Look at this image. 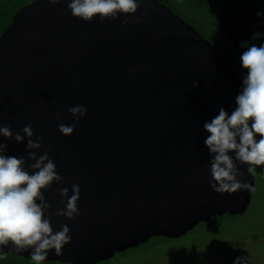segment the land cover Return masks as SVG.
<instances>
[{"label":"water","instance_id":"obj_1","mask_svg":"<svg viewBox=\"0 0 264 264\" xmlns=\"http://www.w3.org/2000/svg\"><path fill=\"white\" fill-rule=\"evenodd\" d=\"M68 3L35 0L0 36V127L24 135L31 125V139L43 138L39 149L28 148V137L0 136V144L30 174L29 152L47 153L61 177L37 203L47 205L54 231L69 227L71 240L42 263L99 264L153 238H183L214 217L242 216L255 194L251 166L234 159L248 187L220 194L204 145V123L220 107L230 113L240 90L227 59L158 0H138L135 13L103 23L74 18ZM75 106L87 110L79 122ZM61 123L74 125L72 134ZM73 185L78 214L69 218L59 213ZM33 250L0 245L26 260Z\"/></svg>","mask_w":264,"mask_h":264},{"label":"clouds","instance_id":"obj_2","mask_svg":"<svg viewBox=\"0 0 264 264\" xmlns=\"http://www.w3.org/2000/svg\"><path fill=\"white\" fill-rule=\"evenodd\" d=\"M59 4L61 0H49ZM68 9L74 18L91 23L98 18L101 23L118 18V14H132L138 10V0H69ZM257 18L264 17V12H257ZM252 41H261L256 44ZM239 55V66L244 70L241 86L235 96V107L229 113L220 107L218 114L203 125L208 135L204 145L210 156V184L214 191L224 194L236 193L247 188L237 179L234 159L248 165H264V32H254L250 39L242 40ZM199 83L194 82L193 87ZM71 115L79 122L87 114L83 106L69 109ZM60 114H58V117ZM64 135L72 134L73 126L63 123L58 125ZM24 135L13 133L10 126L0 127V136L23 143L28 137L29 149H39L42 137L31 139L35 133L31 125L22 129ZM7 144H0V245L11 243L17 251L27 250L34 246L31 260L42 264L48 251L54 249L57 255L70 242V229L67 225L62 230L54 231L51 221L45 218L42 189L61 179L56 171L54 160L48 154L36 157L35 152L29 156L36 162L31 167L36 170L29 173L25 161L16 156L6 155ZM230 153H235V157ZM79 186H72V195L68 197L66 210L59 214L71 218L78 214L77 201ZM61 194L68 196V189ZM233 264H251L249 257H236Z\"/></svg>","mask_w":264,"mask_h":264},{"label":"rangeland","instance_id":"obj_3","mask_svg":"<svg viewBox=\"0 0 264 264\" xmlns=\"http://www.w3.org/2000/svg\"><path fill=\"white\" fill-rule=\"evenodd\" d=\"M187 1V0H184ZM193 5L201 7L222 6V9L214 11L219 14L218 18L226 19L229 27L238 28V24L250 22V28L257 32H264V17L257 18L255 13L252 15L240 14L234 17L233 12L237 8L230 2L240 3V0H189ZM252 0H244L242 9L239 12H248ZM198 5H197V4ZM259 4L264 8V0H259ZM228 5V6H227ZM226 7L228 11H226ZM255 10V9H254ZM233 11V12H232ZM238 12V11H237ZM238 12V13H239ZM264 12V11H259ZM249 14V13H247ZM251 14V13H250ZM224 17V18H223ZM255 17V18H254ZM239 18V19H238ZM219 19V20H220ZM256 21V23H255ZM240 22V24H241ZM255 23V24H254ZM254 28V29H253ZM252 43H254L252 41ZM244 74L242 73L241 77ZM252 172L258 176L259 171L264 169V165H251ZM263 172V171H262ZM264 176V173L262 174ZM262 179V178H261ZM264 186V178L261 181ZM259 198V197H258ZM258 204L247 210L240 219L233 222L214 225L209 229H201V232L185 236L181 239H171L167 243H159L150 247L147 253L137 254L136 256L125 259L115 260L114 264H233L236 257H249L251 264H264V225H261L259 216L264 212V195L260 197ZM251 206V205H250ZM263 217V215H262ZM260 224V225H259ZM199 227V226H198Z\"/></svg>","mask_w":264,"mask_h":264},{"label":"trees","instance_id":"obj_4","mask_svg":"<svg viewBox=\"0 0 264 264\" xmlns=\"http://www.w3.org/2000/svg\"><path fill=\"white\" fill-rule=\"evenodd\" d=\"M33 1L35 0H0V36L2 35L5 28H7L9 24L11 23L12 17L21 8L25 7L26 5H28L29 3ZM158 1L168 6L176 15L184 19L188 24H190L193 28H195L202 35V37L210 41L212 45L214 46V48H216L219 52L222 53V55L227 59V61L231 64L233 69L237 72V74L241 78L242 73L244 74V70H242L239 66V55L243 51L239 46L240 42L242 40L250 39L251 35L254 32H257L256 30L253 31L250 28V24H251L250 22L246 21L245 23H242L240 21L241 24L239 22L238 28L237 27L232 28L233 26L229 27L228 24L226 25L227 23L225 21L226 19L218 18L220 13L217 14L214 12L219 9H222V6L220 5L212 6L211 5L210 7H208L209 2H206L207 4L201 5V7H198V6L193 5V3H191L189 0L187 1L158 0ZM240 1H241L240 3H234V4L229 1V3H231L233 7L237 8L236 12L232 11L233 14L235 15L234 17H236V14L237 15L246 14L247 16L248 15L250 16L252 15V13L256 14L259 11H264V8L261 6V4H259V0H252L251 7L253 9L247 12L249 14L244 12V10L242 12H239L243 7L242 2L244 0H240ZM226 11H228L227 7H226ZM253 42L256 44L261 43V41H253ZM251 171H252V168H251ZM262 171H259L261 173H259L258 176L254 175L256 178L255 194L253 195L249 210H251L252 206H254L253 205L254 202L255 204H258V201L261 200L260 197L264 195V186L261 184L262 183L261 181L264 178V176L262 175L264 173V169ZM261 214L263 215V217L262 215L259 216V220L261 219L260 220L261 225L259 224L260 225L259 230H261V226L264 225V212H262ZM240 218L241 217L239 216H230L228 214H226L223 217H214L209 222L200 224L199 227L195 228L188 235L194 234L196 232H201L202 231L201 229H208V228L210 229L214 225V223H217V224H223L224 222L227 223V220L229 219L235 222L236 220ZM169 240L171 239H166L162 237L153 238L146 245L140 246L136 249L128 250L121 254H117L113 259L108 260L103 263H99V264H114L112 262L115 260L125 259L128 257H132L134 255L136 256L137 254H141V253H147L150 247L156 246L159 243H162V244L167 243ZM0 264H34V262L31 260H26L19 256L5 254L0 251ZM42 264H62V263L48 262V263H42Z\"/></svg>","mask_w":264,"mask_h":264}]
</instances>
